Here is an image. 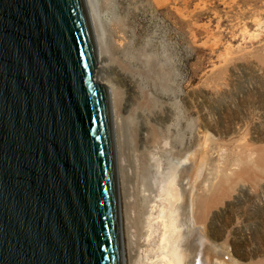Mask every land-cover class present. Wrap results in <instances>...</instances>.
<instances>
[{
  "label": "rangeland",
  "instance_id": "rangeland-1",
  "mask_svg": "<svg viewBox=\"0 0 264 264\" xmlns=\"http://www.w3.org/2000/svg\"><path fill=\"white\" fill-rule=\"evenodd\" d=\"M95 2L109 40L121 26L142 65L151 61L141 88L110 71L125 121L135 256L144 255L156 175L193 149L206 156L194 189L204 237L221 261L264 264V0Z\"/></svg>",
  "mask_w": 264,
  "mask_h": 264
},
{
  "label": "water",
  "instance_id": "water-1",
  "mask_svg": "<svg viewBox=\"0 0 264 264\" xmlns=\"http://www.w3.org/2000/svg\"><path fill=\"white\" fill-rule=\"evenodd\" d=\"M96 65L84 0H0V264H122Z\"/></svg>",
  "mask_w": 264,
  "mask_h": 264
},
{
  "label": "bare ground",
  "instance_id": "bare-ground-1",
  "mask_svg": "<svg viewBox=\"0 0 264 264\" xmlns=\"http://www.w3.org/2000/svg\"><path fill=\"white\" fill-rule=\"evenodd\" d=\"M84 1L96 47L97 65L94 80L106 86L111 99L114 148L115 157L119 162L118 174L126 234L127 255L125 256L121 250L122 264H229V262L221 261L225 255L217 245L209 244L210 240L204 237L201 226L196 224L199 206L194 196V189L196 182L203 174L206 156L198 152L199 150L193 149L181 158L170 160L166 168L156 175L152 207L148 214L146 238L143 244L144 255L135 256L137 241L132 238L131 232L128 186L131 176L125 161L126 143L123 131L125 121L120 113V88L110 71L113 66H116L121 80L127 87L133 89L140 84L142 74L150 71L151 61L147 59L145 66L142 65V58L138 56L134 43L126 39V29L121 26L118 30L119 34L111 42L112 40H109L106 34L97 3L95 0ZM186 246L188 251L186 255H183Z\"/></svg>",
  "mask_w": 264,
  "mask_h": 264
}]
</instances>
